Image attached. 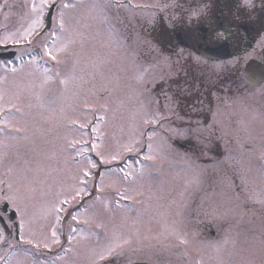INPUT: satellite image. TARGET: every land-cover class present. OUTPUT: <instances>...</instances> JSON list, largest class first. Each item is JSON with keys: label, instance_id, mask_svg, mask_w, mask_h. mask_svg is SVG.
I'll use <instances>...</instances> for the list:
<instances>
[{"label": "rangeland", "instance_id": "374dc122", "mask_svg": "<svg viewBox=\"0 0 264 264\" xmlns=\"http://www.w3.org/2000/svg\"><path fill=\"white\" fill-rule=\"evenodd\" d=\"M39 2L40 0H28L31 14V5ZM132 5L146 7L133 8ZM200 5H203V0H130L127 8L117 10L114 6L110 7L105 14L106 19L96 16L95 13H89L85 7L70 10L71 24L80 35L74 38L75 42L68 49L67 55L62 57L63 63L56 65L55 71L63 76L71 73L73 66L76 65L75 75L78 79L75 86H69V92H62L63 87L57 82L50 83L44 92L45 107H40L37 100L39 85L44 79L43 72L34 73L38 70L35 65L31 69L28 67V70L19 69L17 66L13 67L15 71L11 69L13 74L21 78L16 82L17 86L21 87L18 92L22 93L19 103L27 95L28 107L21 109L28 111L24 113L26 117L21 122L12 117L14 125L16 128L25 129L28 139L34 140L35 143L29 146L31 148L26 149L27 154L17 159L15 164H8L6 172L11 174L12 185L28 186L36 192L43 193L45 216L56 217V209L63 207L59 204L60 201L73 193L78 185L79 173L86 166V160L77 155V152L84 142H88L89 145L96 142L101 146L102 151H115L119 145L127 143L130 136L140 138L141 132L151 131L146 129L150 125L144 124L146 118L144 113L156 110L154 101L157 98L155 93L154 97L152 95L154 89L152 84L160 80L161 75L167 79L169 71L173 74L172 77L175 76L180 68H183L181 63L185 59H181L180 63L174 65L171 70L164 69L162 72L159 68H153L145 73L143 81L136 80V75L148 65L155 64L156 60V53L151 52L146 43L151 42L152 45H156L150 37L152 33L148 30L150 26L148 24L154 25L157 20L162 22L163 19H170L167 13H171L174 19L185 18L189 10ZM181 13L184 15H180ZM150 19L152 22H149ZM195 22L196 19L191 21V23ZM263 46L264 35L254 52L225 62L221 69L226 70L229 67L241 73L249 58L256 56L257 50ZM51 47L52 44L49 48ZM160 49L174 61L177 59L176 52L169 53L164 47ZM149 55L151 57L141 63L136 60L139 57L147 58ZM46 68L53 73L52 67ZM217 70L219 71L220 68ZM6 72V69L0 67L1 76ZM99 73H103V79ZM22 80L23 84H21ZM3 86L4 81L1 79L0 87ZM234 87L236 86H233V89ZM12 88L13 83H10V89ZM239 89L238 92L227 96V99L221 98L216 104L211 119L213 123L207 130L183 126V119H176L178 114L174 111V104L165 99L161 102L159 99L161 111H165L163 108L165 104L171 109L165 111L170 120L164 128H179L186 131L184 135L177 136L170 132L165 135L157 129L156 131L164 136V140L159 136L153 137L151 143L160 146L159 151L154 152L153 155L156 157L155 160L165 162L167 169L154 177L136 175L131 182L120 181L124 190L127 189L131 195L137 196L139 193L149 195L148 202L150 206L155 205L157 211L155 213L150 211L148 219L139 221L136 216H131L129 220L132 222L123 223L115 232L118 234L152 232L154 237L179 236L178 241H180L183 232H177L182 231L181 220L183 221L184 214L180 212L182 209L179 207L182 200L190 194L186 215L192 219L186 226L188 229L192 228V238L195 237L196 240L202 231H208L212 226L214 228L215 224L210 226V222L216 221L217 229H214L219 232L222 241L217 244L207 241L206 249H222L225 246L231 248L233 247L231 239H237L241 243L240 247L245 254L247 253L241 256L239 250L237 257L240 263L262 264L264 259V243L261 242L264 241V84L254 89L240 84ZM8 100L9 98L5 97V106H8ZM48 100H55V103L49 105ZM85 100L89 101L90 108H84ZM24 104L26 106V103ZM173 111L176 115L172 114ZM81 125L85 127L82 128ZM93 129L96 131L93 132ZM187 129L193 131L191 135L188 134ZM198 135L199 138L194 139ZM175 136L184 142L189 138L193 139L197 144L190 146L187 153L181 152L173 146L172 139ZM74 141L78 143L70 146ZM142 142L146 145L150 141L144 137ZM124 155L125 162L117 161L96 170L101 169L102 172H106L108 168L131 164L132 168H126V171H132L134 175L137 169V162L134 160L138 155L136 153H124ZM88 156L97 159L94 152H89ZM187 157H191L189 161ZM2 164L0 162V174ZM113 177L106 178L105 184L108 185ZM242 177L245 179L242 180ZM9 181L8 179L10 184ZM217 184L222 191H215ZM88 189L94 190L91 182ZM221 192L220 199L218 198L216 203L205 202L213 201L212 199ZM103 194V192L99 193L98 196ZM154 194L157 196L155 204ZM200 202H204L206 207L202 204V207H197ZM197 209L210 223L199 225L201 232L194 229L196 223L193 224L192 221L193 216L198 215ZM129 211L125 209L126 213ZM81 212H76L77 218ZM126 213L123 214L120 222L124 221L128 215ZM64 214L65 212L59 215ZM251 221L256 223L251 225L252 229L251 226L246 225ZM236 227L239 228L237 237L233 232ZM96 233H99V229L93 231V236H96ZM158 240L159 238H155L154 244ZM174 241L176 242L177 239ZM164 245L167 246L165 243ZM164 245L161 244L160 248H164ZM254 250L258 252L257 255H261L260 258L252 256ZM154 251L158 250L154 249Z\"/></svg>", "mask_w": 264, "mask_h": 264}, {"label": "flooded vegetation", "instance_id": "af4514ba", "mask_svg": "<svg viewBox=\"0 0 264 264\" xmlns=\"http://www.w3.org/2000/svg\"><path fill=\"white\" fill-rule=\"evenodd\" d=\"M2 0H0L1 2ZM264 0H253V4L246 10L247 13L253 16H261L264 15V5H261V2ZM234 12H241V10L235 5L234 0H213V4L207 5L206 14L203 15L204 19L201 20L199 24L194 26L185 25L184 22L176 21L172 24L173 31L180 32L183 36L186 32L192 33L194 35H198L201 38L200 43H195L191 47H176L175 42L173 40V33L169 32V38L167 41L169 49L173 52L176 50H180L184 48V51L188 54H192L194 56H201V62H197L194 60L200 67L201 70H206V68H210V65L220 64L221 61H211L207 60L203 57L205 54V48L214 47L220 45L222 41H216L210 44H206L203 41L207 39L210 33L214 34L218 31H223L225 34L230 33V46L232 52L239 55H245L249 52H254L257 44L259 43L260 38L262 37V33L264 31V22L262 21L263 17H259L256 20H252V23H248V26L252 31H249L248 40L244 33L238 29L237 24L231 25L227 30V26L222 23V18L227 14H233ZM247 14L248 16H250ZM225 22V20L223 19ZM262 21V24H260ZM205 29V34H200L199 30ZM7 46V44L3 45L0 43V50L3 51V47ZM10 46V44H8ZM10 48H13L12 46ZM8 51V50H6ZM203 53V54H202ZM233 53V54H234ZM258 52H256L257 56ZM240 55V56H241ZM205 65V66H204ZM206 74V73H204ZM205 76H194L187 79V81L191 84L195 83H205ZM242 78V77H241ZM236 82H239V75L237 71L234 73L232 80L225 81L224 83H229L231 85H235ZM186 80L183 79V85H185ZM221 86V81L218 80L216 83V87ZM215 91H210L208 95H204L200 102L205 104L209 101V96H212ZM166 94L171 97L172 100H175V92L174 90H167ZM177 97H183V101L192 102L195 98L194 91L189 89V91L184 94H176ZM179 95V96H178ZM180 101H182L179 98ZM182 101V102H183ZM195 101V100H194ZM21 109H22V105ZM7 107V106H6ZM198 107H201L199 104ZM179 108L183 109L184 105L179 104ZM185 110V109H184ZM26 111H22L18 114H13L8 116V120L11 126H14V119H17L21 122L22 119H25L26 115L24 114ZM191 110H188L190 113ZM207 122V121H206ZM27 125V119H26ZM23 129V128H21ZM15 138H12V137ZM0 139L5 141V146L0 148V162H2V173L0 174V214H4L6 217H11L12 219L7 221L10 225L13 221H17L19 216L22 214L25 221V236H31L35 234L38 237H41L42 232H46L49 230V227L53 224L58 229V235L60 237V245H53L50 250L41 249L38 252H34L33 256L28 257L29 264H31L32 260L38 261V264H97L95 253L99 252L102 248H104L113 238L114 236H121L123 238L130 239V243L124 245L123 249H118L117 254L108 258L107 262H98V264H135L139 262H147L151 264H187V260L181 261L175 260L174 249H170L167 251H154V234L153 233H133V234H118L115 232L117 227L121 226L123 223L130 224L132 221L129 218H125L123 222H120L122 219V214L125 213V209H129L131 207L136 208V214L144 216L145 214H149L150 211L154 212V206H150L149 204V195H145L144 193H139L137 196L131 195V199L123 201V207L117 209L114 204V196L115 189H120L124 191L123 185L116 183L115 187H104L103 195L100 197V203L96 206L88 207V213L84 217H80L77 221H73L72 219L66 218L64 222L61 224L60 222L56 223V217H48L44 214V200L43 193L36 192L32 188L30 189L28 186L23 185H12L11 183V174H9L6 169V166L10 162L16 158L20 159L23 155L26 154V149L28 145V138L26 130L20 134L12 133L11 136H3L0 135ZM191 143H195L193 139L186 140L185 145H191ZM8 179L10 180V184L8 183ZM116 180L115 178H112ZM11 185V189L9 188ZM106 185V184H105ZM108 192H107V190ZM90 195L85 196L86 201H90L96 196V191H90ZM109 195H106V194ZM18 196L20 199H9L5 200L6 197ZM104 202H101V201ZM133 200V203H132ZM144 200V201H143ZM156 195L154 194V204L156 202ZM189 197L183 199L181 202L183 207L187 209V201ZM13 204H15L19 211L13 214ZM98 210L100 212H98ZM187 214V211L186 213ZM144 219H148V215L144 217ZM139 220V218H138ZM186 221H189V217H186ZM202 224V223H201ZM77 225H80L81 233L79 235L75 231L73 234L71 232L72 229L77 228ZM96 227H99L100 232L97 233L96 237H93V234L90 233L93 229L97 230ZM29 229L31 231H29ZM50 234V233H49ZM73 235V239L69 242V235ZM184 236L189 238L190 230L184 233ZM15 243V241H12ZM62 246V247H61ZM30 247V246H26ZM12 250L8 248L7 244H0V256H4L5 253H8ZM184 250H182V253ZM0 264H3V261H0Z\"/></svg>", "mask_w": 264, "mask_h": 264}, {"label": "snow or ice", "instance_id": "6c2138e0", "mask_svg": "<svg viewBox=\"0 0 264 264\" xmlns=\"http://www.w3.org/2000/svg\"><path fill=\"white\" fill-rule=\"evenodd\" d=\"M130 2V0H129ZM252 0H243V4L247 6H251ZM114 6L117 10L121 8H127L129 6L128 3H124L123 0H71V2H67V0H40L39 4L33 3L31 5V11L36 15V18L32 20L31 25L28 30L23 34L21 38L24 36H33L40 35L39 32L36 31L37 28H40L45 31H49L51 37H56L52 42V47L49 48L47 43L44 44V55L49 58L50 61L55 62L56 65H60L63 63L62 57L66 56L68 53V49L75 42L74 38L80 35L73 25L71 24V17L69 16L70 10H75L78 7L87 8L89 13H95L96 16L104 17L106 19V13L109 8ZM133 8H143L146 6L141 5H132ZM56 10V18L53 20L52 12ZM207 5H200L196 8H192L186 14L185 19L188 23H191L194 19H199L203 15L206 14ZM48 13L50 18L49 25H45L44 16L45 13ZM149 22H152L151 19ZM79 23V21H77ZM111 29V26H110ZM59 33V35H58ZM230 38V33L225 34L223 31L215 32L214 34L210 33L203 42L206 44H210L216 41H227ZM181 44H184L185 47H191L195 43H200L201 38L198 35H194L192 33L186 32L182 37H178ZM16 42L19 43L20 39H16ZM28 43H31L29 40ZM116 43H119L116 41ZM149 46V50L151 52L156 53L155 64H150L148 67L144 68L143 71L139 72L136 75V80L143 81L145 78V73H148L153 68H159L162 72L164 69L171 70L174 65L179 64L181 59H194L197 62H201V56H194L191 53L188 56H185L184 48H181L179 52H176L175 55L177 59L174 61L171 56L165 55L164 52L157 47L156 45H152L151 42H146ZM209 52H212L213 49L209 48ZM218 51V50H217ZM55 53V54H54ZM203 54V53H202ZM232 63V62H230ZM224 65L217 64L214 65L216 68H222ZM98 67V65H97ZM16 69L13 68L12 71ZM41 71L44 74V79L41 81L39 85V93L37 94V100L39 101L40 107H45V96L44 92L47 89L48 85L52 82H57L59 85L63 86L64 91L66 92L69 89V86H75V83L78 77L75 75L76 65L73 66V70L71 73H66L63 76L59 72L52 73L48 68L41 66ZM101 78L103 79V73H99ZM172 73L169 71L168 79L172 78ZM178 75V74H177ZM164 75H161L160 82H164ZM106 90V89H102ZM18 95H14L9 98L8 106H5L4 100L5 96L3 92H0V135L3 136H11L12 133L20 134L23 129L16 128L11 126L8 120L9 115L21 113V106L15 103H12L13 99H18ZM165 101H171V97H169L166 93L164 94ZM55 103V100H48L47 104ZM156 105V110L152 112H145L144 124L151 125L152 130L147 132H141L140 138L135 136H130L127 143L119 145L115 151L106 150L102 151L101 146L96 142H92L90 145L88 142H84L83 146L78 150L77 155L84 158L86 160V166L80 170L79 173V181L76 188L73 190V193H70L68 197L62 201H60L61 205H71L73 202L78 199H83L84 196L90 195L88 192L89 183L91 181L94 190L97 193H102L104 191V187H115L116 183L120 180L131 182L135 179L132 171H126L127 169H131V164H125L124 167L117 168H108L106 172H94L93 170L98 169L101 166L111 165L114 162L120 161L125 162L126 157L124 153H136L138 156L147 149V152L141 157V161H137L141 163L142 161H153L156 157L153 155L154 152L159 151V145H154L151 143L153 137L159 136L161 140H164V136L160 135V132H157L156 129H160L165 135L167 133H172L177 136H181L185 134L186 130H181L179 128H164V125L169 122V115L165 114V111H171L169 109V105H163L165 111H161L160 101L156 99L154 101ZM84 108H90V103L88 100L84 101ZM106 109V105L104 106ZM141 109H143V105H141ZM173 115H176L173 111ZM176 119H182L178 115H176ZM189 125H191L192 121H187ZM199 123V122H196ZM81 127H85V125H81ZM190 130V129H189ZM96 129H93L95 132ZM146 137L149 143L146 145L142 142V138ZM12 138H15L14 136ZM76 141L72 142L74 146ZM5 146V141L0 139V148ZM89 152H94L97 159H92L88 156ZM11 171V169H9ZM136 174L139 176H143L145 174V170L143 165L136 169ZM117 177L116 180H111L108 185H105L106 178ZM98 177V180H97ZM245 179L242 177V180ZM11 189V185H9ZM15 200L20 199L18 196L6 197L5 200ZM97 200L100 199L99 196L96 197ZM131 199L129 195V191L125 189L121 191L120 189H115L114 196V204L117 209L123 207V201ZM69 209H65L60 207L56 209V223L58 224L61 220L60 213L67 212ZM19 211V208L13 204V214ZM11 217H6L4 214H0V244H7L8 248L12 251L5 253L4 256H0V261H3V264H29L28 257L33 256L34 252L40 251L42 248L46 250H50L53 245H60V237L58 235V229L55 224L49 227V230L46 232H42L41 237L32 234L31 236H25V225L26 221L21 214L19 216L18 222L13 221L11 225L7 222L11 220ZM72 220H77V215H72ZM29 231H31L29 229ZM75 229H72L71 232L74 234ZM50 233V234H49ZM73 239V235H69L68 240L71 242ZM15 241L13 243L12 241ZM188 241L184 238H180L181 244H186ZM264 243V241H261ZM130 243V239L123 238L121 236H114V238L99 252L95 253L96 262H107L108 258L117 254L118 249H123L124 245ZM30 246V247H26ZM62 247V246H61ZM31 264H38V261L35 259L31 261Z\"/></svg>", "mask_w": 264, "mask_h": 264}, {"label": "water", "instance_id": "95a60500", "mask_svg": "<svg viewBox=\"0 0 264 264\" xmlns=\"http://www.w3.org/2000/svg\"><path fill=\"white\" fill-rule=\"evenodd\" d=\"M217 50H216L217 54L213 52L212 55H215L216 57H220V58H225L229 54L228 45ZM262 55L264 57V52L262 53ZM244 75L246 80H248L252 84L257 85L261 83L264 80V61L263 63H259L256 61L249 62L244 72Z\"/></svg>", "mask_w": 264, "mask_h": 264}]
</instances>
